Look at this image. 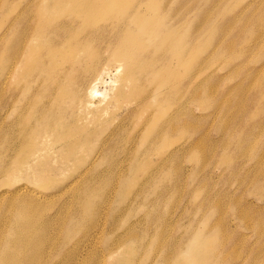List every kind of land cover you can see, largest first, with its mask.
<instances>
[{"label":"rangeland","instance_id":"374dc122","mask_svg":"<svg viewBox=\"0 0 264 264\" xmlns=\"http://www.w3.org/2000/svg\"><path fill=\"white\" fill-rule=\"evenodd\" d=\"M24 1L0 0V69L6 16ZM160 5L180 52L172 159L170 147L147 161L137 114L114 130L123 109L77 153L36 137L20 148L17 90L5 99L0 70V264H264V33L250 38L264 30V0ZM110 73L97 85L109 95Z\"/></svg>","mask_w":264,"mask_h":264},{"label":"bare ground","instance_id":"6f19581e","mask_svg":"<svg viewBox=\"0 0 264 264\" xmlns=\"http://www.w3.org/2000/svg\"><path fill=\"white\" fill-rule=\"evenodd\" d=\"M163 12L160 0H28L18 5L12 18L7 15L3 94L8 100L17 90L13 106L20 110L6 102L5 115L15 110L20 148L41 145L77 153L103 119L114 121L115 111L123 109L122 122L117 121L114 130L137 114L132 128H142L147 135V161L172 147L171 158L157 161L159 166L169 162L177 153L169 137L179 128V98L168 94L179 82L180 52L178 35L165 27ZM250 30L254 41L264 33ZM114 69L110 95L100 92L98 83ZM27 88L29 93L24 92ZM24 99L31 100L23 105L25 113ZM33 137L35 145L28 142ZM46 162L43 158L38 165Z\"/></svg>","mask_w":264,"mask_h":264}]
</instances>
